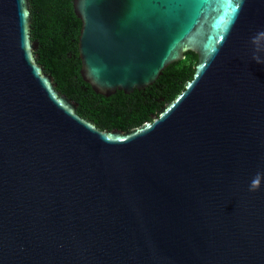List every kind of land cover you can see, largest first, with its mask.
<instances>
[{"label": "water", "instance_id": "95a60500", "mask_svg": "<svg viewBox=\"0 0 264 264\" xmlns=\"http://www.w3.org/2000/svg\"><path fill=\"white\" fill-rule=\"evenodd\" d=\"M73 11L96 95L198 63L151 122L101 131L36 63L29 0H0V264H264V0Z\"/></svg>", "mask_w": 264, "mask_h": 264}, {"label": "trees", "instance_id": "16d2710c", "mask_svg": "<svg viewBox=\"0 0 264 264\" xmlns=\"http://www.w3.org/2000/svg\"><path fill=\"white\" fill-rule=\"evenodd\" d=\"M29 4V36L36 63L52 78L55 91L76 106V114L101 131L128 133L151 122L193 78L198 57L188 52L143 90L129 95L117 91L109 98L96 95L80 75L81 22L74 14L73 0H29Z\"/></svg>", "mask_w": 264, "mask_h": 264}, {"label": "clouds", "instance_id": "9594fccd", "mask_svg": "<svg viewBox=\"0 0 264 264\" xmlns=\"http://www.w3.org/2000/svg\"><path fill=\"white\" fill-rule=\"evenodd\" d=\"M250 190H255V182H254L253 185L251 186Z\"/></svg>", "mask_w": 264, "mask_h": 264}]
</instances>
